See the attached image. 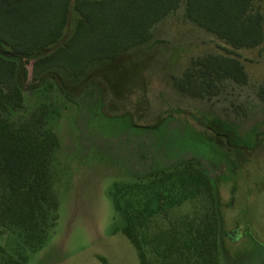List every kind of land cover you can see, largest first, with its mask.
I'll list each match as a JSON object with an SVG mask.
<instances>
[{"label":"rangeland","instance_id":"374dc122","mask_svg":"<svg viewBox=\"0 0 264 264\" xmlns=\"http://www.w3.org/2000/svg\"><path fill=\"white\" fill-rule=\"evenodd\" d=\"M257 3L264 9V0ZM77 17L71 8L64 39L73 33ZM227 48L187 18L183 1L154 26L148 43L98 61L80 77L52 70L68 89L96 76L106 87L103 94L93 85L69 102L50 78L24 91L23 109L4 99L15 125L46 107V127L56 132L60 146L50 165L55 208L44 236L36 238L43 237L40 245L28 249L27 236L2 226L0 264H13L19 251L21 264H141L118 204L124 208L133 190L141 202L153 197L158 190L153 183L188 160L217 179L222 264H264V103L258 97L264 44L236 50L248 73L246 84L225 80L221 92L209 98L184 95L174 84L193 58L226 55ZM32 83L30 78L25 82ZM159 121L163 124L156 130L141 128ZM154 207L147 214L164 228L192 211L185 201L163 220L156 219Z\"/></svg>","mask_w":264,"mask_h":264},{"label":"trees","instance_id":"16d2710c","mask_svg":"<svg viewBox=\"0 0 264 264\" xmlns=\"http://www.w3.org/2000/svg\"><path fill=\"white\" fill-rule=\"evenodd\" d=\"M183 1L187 18L230 48L226 55L193 58L175 77L176 89L191 97L209 98L221 92L225 80L246 84L248 73L236 50L264 44V9L257 0H0V227L18 229L19 235L27 236L28 249L40 245L43 237L36 238L44 236L51 223L55 203L50 165L60 140L46 127V107L15 125L7 117L3 100L23 109L24 91L38 89L50 78L69 102L93 85L103 94L106 87L96 76L68 89L52 70L80 77L92 64L148 43L154 26ZM71 8L78 17L73 33L64 39ZM29 78L33 83L26 86ZM258 97L264 103V81ZM162 124L141 128L156 130ZM167 176L153 183L158 188L153 197L141 202L133 190L127 192L124 208L118 204L127 221L124 232L137 248L141 264H222L216 177L192 160ZM185 201L192 207L190 215L176 216L168 228L147 214L155 203L154 216L164 220L167 211L175 207L176 212ZM150 230L152 236H148ZM18 255L17 260L11 259L13 264L24 259L21 251Z\"/></svg>","mask_w":264,"mask_h":264}]
</instances>
